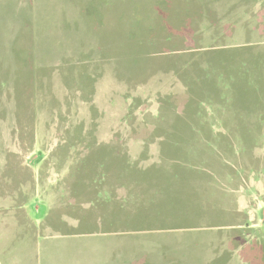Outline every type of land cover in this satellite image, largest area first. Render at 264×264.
Masks as SVG:
<instances>
[{
	"label": "rangeland",
	"instance_id": "rangeland-1",
	"mask_svg": "<svg viewBox=\"0 0 264 264\" xmlns=\"http://www.w3.org/2000/svg\"><path fill=\"white\" fill-rule=\"evenodd\" d=\"M0 264H264V0H0Z\"/></svg>",
	"mask_w": 264,
	"mask_h": 264
}]
</instances>
